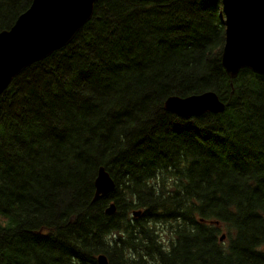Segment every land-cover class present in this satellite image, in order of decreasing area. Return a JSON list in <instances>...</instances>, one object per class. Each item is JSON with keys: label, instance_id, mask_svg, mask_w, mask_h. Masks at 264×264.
I'll list each match as a JSON object with an SVG mask.
<instances>
[{"label": "trees", "instance_id": "obj_1", "mask_svg": "<svg viewBox=\"0 0 264 264\" xmlns=\"http://www.w3.org/2000/svg\"><path fill=\"white\" fill-rule=\"evenodd\" d=\"M30 3L0 0V31ZM224 39L221 0H99L71 43L12 80L0 264H264V76L229 78ZM205 91L222 113L165 110ZM100 167L115 186L93 200Z\"/></svg>", "mask_w": 264, "mask_h": 264}, {"label": "water", "instance_id": "obj_2", "mask_svg": "<svg viewBox=\"0 0 264 264\" xmlns=\"http://www.w3.org/2000/svg\"><path fill=\"white\" fill-rule=\"evenodd\" d=\"M99 0H31L12 26L0 31V96L12 80L28 66L67 46L92 18ZM224 16V45L220 63L229 78L241 69L264 76V0H221ZM165 110L181 118L197 117L205 112L222 113L225 103L214 91L180 97L170 95ZM115 183L100 167L94 180L93 200L109 194ZM114 204L105 212L112 214ZM141 214L133 211L134 217ZM225 234H221L223 241ZM98 264H108L99 254Z\"/></svg>", "mask_w": 264, "mask_h": 264}, {"label": "rangeland", "instance_id": "obj_3", "mask_svg": "<svg viewBox=\"0 0 264 264\" xmlns=\"http://www.w3.org/2000/svg\"><path fill=\"white\" fill-rule=\"evenodd\" d=\"M221 233L219 234V237H220Z\"/></svg>", "mask_w": 264, "mask_h": 264}, {"label": "bare ground", "instance_id": "obj_4", "mask_svg": "<svg viewBox=\"0 0 264 264\" xmlns=\"http://www.w3.org/2000/svg\"><path fill=\"white\" fill-rule=\"evenodd\" d=\"M94 197V196H93ZM96 200V199H95ZM115 212V211H114Z\"/></svg>", "mask_w": 264, "mask_h": 264}]
</instances>
